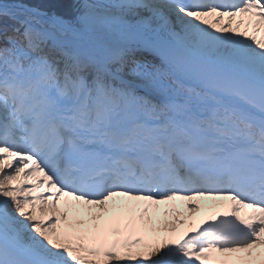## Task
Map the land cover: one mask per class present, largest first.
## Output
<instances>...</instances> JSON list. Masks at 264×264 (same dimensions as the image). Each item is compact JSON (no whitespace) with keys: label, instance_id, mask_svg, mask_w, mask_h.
I'll return each mask as SVG.
<instances>
[{"label":"snow or ice","instance_id":"1","mask_svg":"<svg viewBox=\"0 0 264 264\" xmlns=\"http://www.w3.org/2000/svg\"><path fill=\"white\" fill-rule=\"evenodd\" d=\"M0 264H264V0H0Z\"/></svg>","mask_w":264,"mask_h":264},{"label":"bare ground","instance_id":"2","mask_svg":"<svg viewBox=\"0 0 264 264\" xmlns=\"http://www.w3.org/2000/svg\"><path fill=\"white\" fill-rule=\"evenodd\" d=\"M211 201H206L205 203H202V202H199L201 205V211L200 212H197V213H192L191 215H193L194 217H196L197 219H200L204 216H206L208 214V212H215L216 208H213L211 207V204L213 203H210ZM175 203L179 210L184 212L186 215H188V213L186 212V209L180 207V202L179 201H176V202H173ZM170 205H163L161 206V210L163 211L164 209L166 208H169Z\"/></svg>","mask_w":264,"mask_h":264}]
</instances>
